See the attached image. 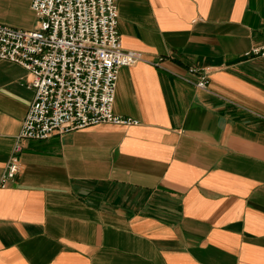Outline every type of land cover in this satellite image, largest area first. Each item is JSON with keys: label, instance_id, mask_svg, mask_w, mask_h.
Instances as JSON below:
<instances>
[{"label": "crops", "instance_id": "obj_1", "mask_svg": "<svg viewBox=\"0 0 264 264\" xmlns=\"http://www.w3.org/2000/svg\"><path fill=\"white\" fill-rule=\"evenodd\" d=\"M31 2L0 0V23L32 28ZM118 7L142 59L120 68L113 110L139 122L28 140L5 186L34 90L0 59V264H264V57L245 55L264 0Z\"/></svg>", "mask_w": 264, "mask_h": 264}, {"label": "built area", "instance_id": "obj_2", "mask_svg": "<svg viewBox=\"0 0 264 264\" xmlns=\"http://www.w3.org/2000/svg\"><path fill=\"white\" fill-rule=\"evenodd\" d=\"M118 4L119 0H32V28L0 23V59L25 68L27 84L34 90L2 185L19 171V155L28 140L101 123L139 122L113 110L120 68L142 59L138 51L121 44ZM245 55L264 57V44ZM189 72L197 76L196 86L207 87L208 68L192 67Z\"/></svg>", "mask_w": 264, "mask_h": 264}]
</instances>
